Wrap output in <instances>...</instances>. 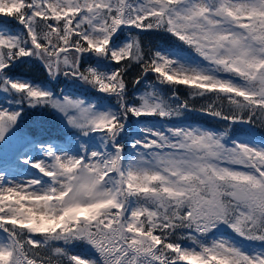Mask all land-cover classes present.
I'll return each instance as SVG.
<instances>
[{
	"label": "snow or ice",
	"instance_id": "1",
	"mask_svg": "<svg viewBox=\"0 0 264 264\" xmlns=\"http://www.w3.org/2000/svg\"><path fill=\"white\" fill-rule=\"evenodd\" d=\"M136 30L177 43L146 53ZM134 65L154 80L130 99ZM178 85L226 127L171 123L191 110ZM37 108L75 139L24 138L0 168V264H264V141L230 135L264 127V0H0V152Z\"/></svg>",
	"mask_w": 264,
	"mask_h": 264
},
{
	"label": "rangeland",
	"instance_id": "2",
	"mask_svg": "<svg viewBox=\"0 0 264 264\" xmlns=\"http://www.w3.org/2000/svg\"><path fill=\"white\" fill-rule=\"evenodd\" d=\"M189 55L193 60H197L198 57L195 53H192L189 51ZM152 76H154L152 74ZM146 83H144L143 87H141L140 92H143L144 87ZM61 88L57 90L59 92ZM65 94L76 96L79 94H71L68 91H64ZM215 97H206L203 98L204 101L209 100L210 102L214 100ZM142 121L144 120H151L153 123L156 124L157 127L164 126L167 127L170 123L169 121H162L159 118L155 117H142L140 118ZM171 123L180 125V126H187L191 125L192 127H201V128H209L205 127L200 123L195 122L194 120H191L189 117H181L179 119L171 121ZM137 127L136 121L133 123H129V127L127 129L128 132H132L135 134V129ZM213 129V128H210ZM213 130H219L222 131L223 129L217 128ZM240 136L241 139L249 140L251 142H254L256 144H259L262 142V140L248 136L241 133H235V136ZM24 138L28 140H32L34 142L39 141H46L53 144H59L62 147H67V141H72L75 139L72 134L70 133V130L65 126V123L61 120L59 115H54L50 110L45 109L41 110L39 108L37 109H26L25 114L23 116L22 121L19 125V130L17 132V137L13 141L12 145L8 148L7 152H0V168H4L6 171L9 169H15L16 165V155H17V149H19L21 152L27 151L26 148H20V145L24 143ZM128 137L126 136L122 143H125V152L127 153V141ZM35 155V153H33ZM36 174V170H30L25 173L26 176H33ZM216 236H224L228 239H234L236 238L235 235L231 232V230L226 228H221L219 232L216 233ZM239 239V238H236ZM209 240H211V237H209ZM242 246L246 250H255L259 251L262 248V245L260 242H250V241H241ZM185 246H190V241H183Z\"/></svg>",
	"mask_w": 264,
	"mask_h": 264
},
{
	"label": "trees",
	"instance_id": "3",
	"mask_svg": "<svg viewBox=\"0 0 264 264\" xmlns=\"http://www.w3.org/2000/svg\"><path fill=\"white\" fill-rule=\"evenodd\" d=\"M125 35H127V30H125ZM133 35H140L146 53L149 50H154V45L167 47L170 44L174 45L177 43V41H175L174 38L167 37L166 34H158L155 31L140 33L139 30H136L133 32ZM161 35H164L165 39H161ZM140 71H141L140 68L134 65L127 73L126 81H127V87H128V93L130 99L134 95L140 93V89L141 87H143L144 83L147 84L148 82H152L154 80V76H152V74H149L147 80H142V83L140 85L134 86L133 80L140 75ZM29 78L35 79L37 81L47 80V77L43 71L32 73L30 74ZM60 79H61V83L56 84V82H51L48 84V87L52 88L54 91H57L59 88H61L64 91L70 92L71 94H79L74 88L66 85L63 77H61ZM70 84L71 82L69 81L68 85ZM162 91L166 97L172 96V89L168 87H164ZM175 91L177 96L179 97V101L176 102L187 101L191 109L190 111H186L184 113L183 115L184 117H189L191 120H194L195 122L200 123L205 127H209L213 129H217V128L224 129L226 127V124L224 122H221L216 118L206 115L204 112L200 110L202 107H204L207 103L210 102L209 100L204 101L203 98L191 96L189 94L190 90L187 86L178 85L176 86ZM217 103L220 102L217 101ZM111 105L115 106L114 99L111 101ZM225 108H227L226 102H225ZM135 121H136L135 118L130 117L128 123H133ZM235 133H241L264 140V127H262L259 122H256L255 124L233 125L232 130L230 131V135H235ZM69 250L73 253L80 251L79 249L74 247H70Z\"/></svg>",
	"mask_w": 264,
	"mask_h": 264
}]
</instances>
